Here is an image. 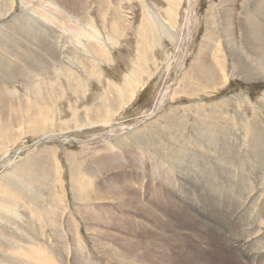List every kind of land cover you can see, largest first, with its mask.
I'll return each mask as SVG.
<instances>
[{"label":"rangeland","instance_id":"rangeland-1","mask_svg":"<svg viewBox=\"0 0 264 264\" xmlns=\"http://www.w3.org/2000/svg\"><path fill=\"white\" fill-rule=\"evenodd\" d=\"M263 10L0 0V264H264Z\"/></svg>","mask_w":264,"mask_h":264},{"label":"bare ground","instance_id":"bare-ground-1","mask_svg":"<svg viewBox=\"0 0 264 264\" xmlns=\"http://www.w3.org/2000/svg\"><path fill=\"white\" fill-rule=\"evenodd\" d=\"M262 5V4H261ZM130 7V6H129ZM259 7V6H258ZM263 7V6H262ZM261 7V8H262ZM41 8V7H40ZM120 11V10H119ZM264 11V10H263ZM58 12V11H57ZM93 12V11H92ZM90 14V13H89ZM98 14V13H97ZM264 14V13H263ZM38 15V14H37ZM209 17H210V15H209ZM43 18V17H42ZM55 18V17H54ZM53 18V19H54ZM56 19V18H55ZM215 21H216V19H215ZM50 22V21H49ZM57 22V21H56ZM51 23V22H50ZM212 25V24H211ZM226 25V24H225ZM223 27H224V25H223ZM226 28V27H225ZM219 29V28H218ZM245 29V28H244ZM245 31H247V30H245ZM250 31H251V29H250ZM215 32H217L216 30H215ZM230 32V31H229ZM231 33V32H230ZM115 34H118V33H115ZM222 34V33H221ZM246 34V32L243 34V35H245ZM253 34V33H252ZM231 35V34H230ZM248 35V34H247ZM213 37V36H212ZM217 37V36H216ZM248 37H251V36H246V38H248ZM260 37H261V34H260ZM254 39L256 40V41H260L259 40V37L258 36H255L254 37ZM251 40H253V38L251 39ZM244 41V40H243ZM249 41V40H248ZM254 41V40H253ZM250 42V41H249ZM248 42V43H249ZM257 44V43H256ZM216 45V44H215ZM214 45V46H215ZM218 45V44H217ZM209 46H211L210 44H209ZM247 46V45H246ZM258 46V45H257ZM256 47V46H255ZM252 48V51H256V48ZM230 50H232V49H230ZM210 51V50H209ZM235 52V51H234ZM98 53V55H100L101 54V56L103 57V50H100V51H98L97 52ZM232 53V52H231ZM240 53V52H239ZM238 53V54H239ZM209 53H206V52H203V57H202V55L201 56H199V58L200 59H198L197 60V63H196V66H193V68H192V70H191V72H190V74L192 75V76H194V73L196 72L197 73V75L195 76L196 78L197 77H200V78H203L205 81H207V83L209 82V83H212V82H214V80H215V72H214V67L213 68H211L210 66H209V60H210V58H207V55H208ZM228 54V53H227ZM229 56V55H228ZM231 56V55H230ZM239 56V55H238ZM234 57V56H233ZM198 58V57H197ZM237 58V57H236ZM238 58H240V57H238ZM263 59H264V57H263ZM227 60V59H226ZM261 60H262V58H261ZM240 61V60H239ZM193 64V63H192ZM211 64H212V62H211ZM240 65H242V66H237V68H236V70H234V71H238V72H240V73H242L243 75H244V77H245V79L246 80H252V79H256V77H259V73L258 72H254V71H257V70H255V69H253V68H251L250 67V65H248V64H244V63H239ZM256 64V63H255ZM215 66V65H214ZM249 66V67H248ZM264 67V66H263ZM216 70V69H215ZM220 73V72H219ZM217 74V76H218V73H216ZM47 75V74H46ZM83 75V74H82ZM263 75V74H262ZM33 78V77H32ZM247 78H250V79H247ZM217 79V78H216ZM190 84V83H189ZM206 84V83H205ZM213 84V83H212ZM207 85V84H206ZM74 87V86H73ZM211 87V86H210ZM196 90V89H195ZM68 92H70V91H68ZM37 96H38V94H37ZM48 104V103H47ZM52 109V108H51ZM44 114V113H43ZM34 117V116H33ZM149 119V118H148ZM209 119V118H208ZM47 121V120H46ZM177 125V124H176ZM241 125V124H240ZM218 126V125H217ZM183 127V126H182ZM186 127V126H185ZM210 127V126H209ZM152 128V127H151ZM172 128V127H171ZM174 128V127H173ZM180 128V127H179ZM245 129V128H244ZM174 130H175V128H174ZM178 130V129H177ZM182 130V129H181ZM170 131V130H169ZM172 131V130H171ZM185 131V130H184ZM213 131V130H212ZM227 131V130H226ZM158 132V131H157ZM176 132V131H175ZM178 132V131H177ZM181 132V131H180ZM171 133V132H170ZM174 133V132H173ZM219 133V132H218ZM158 134V133H157ZM159 135V134H158ZM183 135V134H182ZM204 135V134H203ZM208 135H209V137H211V138H216V134L215 133H212V132H209L208 133ZM160 136V135H159ZM158 137V136H157ZM206 137V136H205ZM240 137V136H239ZM49 138H51V137H49ZM71 139V138H70ZM158 140H159V142H160V140H161V137H159L158 138ZM183 140V139H182ZM182 140H180V141H182ZM67 141V140H66ZM217 141V140H216ZM155 143H156V141H155ZM51 145V144H50ZM156 145V144H155ZM212 145V144H211ZM150 147H151V145H149ZM148 146V147H149ZM210 146V145H209ZM185 150V149H184ZM184 150H183V152H184ZM178 155H179V152L177 151L176 152ZM175 153V154H176ZM19 154V153H18ZM184 154V153H183ZM186 154V153H185ZM183 156V155H182ZM14 158L15 157H18V156H16V155H14L13 156ZM71 158V157H70ZM118 158V157H117ZM126 158V157H125ZM7 159V158H6ZM5 159V160H6ZM9 159V158H8ZM74 159V158H73ZM75 159H77V158H75ZM105 159V158H104ZM120 159V158H119ZM5 160H3V165H6V164H8V162H6ZM89 160V159H88ZM78 161V160H77ZM79 161H80V159H79ZM104 161V160H103ZM10 162V161H9ZM87 162V161H86ZM180 162V161H179ZM102 163V162H101ZM100 163V164H101ZM83 165V164H82ZM93 165V164H92ZM105 165V164H104ZM104 165H102V166H104ZM80 166V165H79ZM226 166V165H225ZM73 167H75V166H73ZM82 167V166H81ZM80 167V168H81ZM89 167V166H88ZM84 168V167H83ZM73 169V168H72ZM76 169V168H75ZM82 169V168H81ZM90 169V168H89ZM105 169V168H104ZM77 170V169H76ZM84 170V169H83ZM40 171H42V169H40ZM74 171V170H73ZM84 172V171H83ZM88 172H90V171H88ZM81 173V172H80ZM83 174V173H82ZM45 175V174H44ZM81 178V177H80ZM43 181V179L42 178H40L39 179V181ZM78 182V181H77ZM79 185V184H78ZM9 187V186H8ZM14 187V186H13ZM80 187V186H79ZM81 188V187H80ZM83 189V188H82ZM82 189H80L79 191H80V194L81 195H83L84 194V191L82 190ZM212 189V188H211ZM216 189V188H215ZM84 190H86V189H84ZM30 191V190H29ZM238 191V190H237ZM83 192V193H82ZM230 192V191H229ZM79 193V192H78ZM86 193L88 194V192L86 191ZM212 193V192H211ZM9 194V193H8ZM214 195V194H213ZM152 196V195H151ZM11 197V196H10ZM208 197V196H207ZM10 198L9 197H6L3 201H5V202H7V201H9L10 202V200H9ZM137 200V199H136ZM12 202V201H11ZM229 202V201H228ZM38 203V202H37ZM12 204V203H11ZM2 207V206H1ZM45 209V208H44ZM48 209H46V211H47ZM48 212V211H47ZM101 212V211H100ZM98 214V213H97ZM99 214H101V213H99ZM95 217V216H94ZM102 218V217H101ZM97 219V218H96ZM208 219V218H207ZM84 220V219H83ZM168 225V224H167ZM203 225V224H202ZM231 230V229H230ZM12 244V243H11ZM18 253V252H17ZM23 257V256H22ZM40 257H38V259H39ZM201 258V257H200ZM46 262V261H45ZM85 262V261H84ZM208 262V261H207Z\"/></svg>","mask_w":264,"mask_h":264}]
</instances>
